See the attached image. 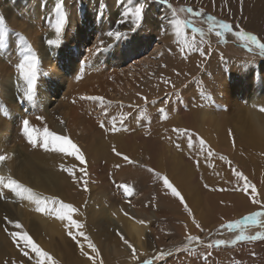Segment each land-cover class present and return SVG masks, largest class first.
I'll list each match as a JSON object with an SVG mask.
<instances>
[{
  "label": "rangeland",
  "instance_id": "rangeland-1",
  "mask_svg": "<svg viewBox=\"0 0 264 264\" xmlns=\"http://www.w3.org/2000/svg\"><path fill=\"white\" fill-rule=\"evenodd\" d=\"M206 1L209 2L168 0L166 4L163 0H64L65 25L57 37L53 25L57 20L54 9L58 0H0V16L10 29L0 47L3 91L0 132L6 134L11 130L9 141L2 145L12 151L15 159L12 178L32 189L36 198L56 197L77 209L72 218L84 225L82 231L99 250L97 264L100 260L103 264H138L146 259L154 260V264H264V239L232 244L241 230L220 229L221 224L261 210L237 190L243 181H237L232 168L256 186L259 198L264 201V112L259 110L264 107V56L254 46L252 51L246 50L231 33L225 32L221 40L215 31L208 32L207 23V16L211 15L218 22L239 23L246 31L264 39V8L258 6L264 0H252L250 9L256 13L242 17L234 11H224L219 4L236 7L245 5L244 0H210L209 9ZM138 3H144L145 9L137 32L119 42L108 37L109 30H128L129 23L119 21L127 9ZM189 7L196 11L203 8L204 15L194 17L181 11ZM172 20L192 21L182 33H188L186 37L191 35L190 41L179 36L181 41L173 34ZM257 23L259 26L255 27ZM193 27L204 31L207 43L200 44L198 33L195 39L207 54L202 57L199 49H186L187 60L191 59L188 62L178 46L193 40ZM48 39H57L58 43L48 45ZM101 40L113 48L97 55L90 53L89 49L94 51V45H99ZM29 45L40 62L31 100L25 98L27 84L19 78L16 67ZM81 61H86L83 69ZM10 74L16 76L14 86L7 83L2 86L1 79ZM48 80L52 84L51 93L47 92ZM164 80L171 83L165 84ZM82 96L102 97L103 101L82 100ZM209 96L211 101L207 99ZM41 101L48 102L50 112ZM15 106L20 112L12 119ZM161 108L165 109L167 119H161L158 111ZM124 114L128 115L121 131L105 132L99 127L100 121L110 127L108 120L114 117L119 122ZM25 117L34 118L35 123L31 124L36 125L35 130L41 128L36 133L42 131L44 135L45 129L57 132L78 146L87 161V191L82 181H74L68 172L61 170L63 164L79 177L82 165L75 156L58 152V158L45 163L38 156L43 154L42 147L27 145L28 150L22 149L23 138L16 130L22 132L23 120L30 123L31 119ZM173 128L189 129L202 139V136L212 138V142L203 140L214 156L206 159V151L200 154L198 139L189 149L187 138L178 136ZM38 136L40 139L41 134ZM43 139L44 136L38 143ZM113 146L135 163L128 164L115 156ZM220 156L230 160L231 165L220 160ZM116 164L120 167L116 168ZM149 168L154 171L149 172ZM156 174L166 176L181 192L191 216L181 204L170 205L173 196ZM122 184L133 189L130 196L118 187ZM205 184L210 187L205 188ZM9 215L7 219L18 221L21 231L31 235L58 264H91L81 255L80 246L67 235L64 227L67 221L36 212L33 201L5 189L0 195V229L6 236L9 235L4 229L9 228L5 226V217ZM126 217L130 221H143L140 224L145 229L141 255L130 263L124 259L122 248L131 254L132 250L117 235L119 232L135 246L123 225ZM193 219L203 231L196 228ZM259 219L264 224V216ZM242 231L253 236L264 232V227L247 225ZM188 235L198 236L203 243H189ZM78 239L84 250L91 252L83 237ZM217 239L228 243L214 246ZM11 244L15 254L11 255L8 249L10 252L5 257L9 262L17 258L18 264H34V260L20 256L18 247ZM6 259L3 264L8 262Z\"/></svg>",
  "mask_w": 264,
  "mask_h": 264
},
{
  "label": "snow or ice",
  "instance_id": "snow-or-ice-1",
  "mask_svg": "<svg viewBox=\"0 0 264 264\" xmlns=\"http://www.w3.org/2000/svg\"><path fill=\"white\" fill-rule=\"evenodd\" d=\"M164 3H168V0H163ZM171 8V5H169ZM145 9L144 3H138L137 6L134 8L127 9L122 15L123 18L119 21L121 24L129 23V27L127 31H112L109 30L106 35L113 40L119 42L121 40H125L129 37L131 33H136L138 28L140 27L142 20H143V12ZM55 12L57 14V20L56 23L53 25L55 33L57 37H60L62 33V29L65 25V10H64V0H58V2L55 4ZM181 11L187 12L189 15L194 17H201L204 15V10L201 8L199 11L194 10L193 8H182ZM173 15H175V9H172ZM191 20H172L171 23L174 26L175 29V35L181 36L183 33L184 27L191 23ZM207 23H208V32L211 33L215 31V35L220 38L221 40H224V33L228 32L231 33V35L240 42L243 47L248 50L252 51L254 46L256 49L259 50V54L261 56H264V39L258 37L257 35L246 31L243 27L239 25V23H236L235 25H231L228 22H218L217 19L214 16L208 15L207 16ZM10 31V29L7 28L4 18L0 16V47L4 45L5 37L7 33ZM193 33V40L191 42H185L181 47H179V53L184 59H187L186 49L191 50H197L199 49L200 56H205L207 53L202 49L199 48V45L196 42L195 34H199L200 36V44L207 43L206 40H204V31L200 28L193 27L192 28ZM21 39H24L22 36ZM48 45H56L58 43L57 39H48L46 41ZM113 47L112 44H108L107 46L104 45V41L101 40L99 42V45H94V51L93 49H89V52L93 55L100 54L101 52L106 51L108 48ZM26 54L23 57V60H21L17 65L19 78L26 82L27 89L25 92V98L28 100H31L33 98L34 89L37 85V76L39 72V60L36 56V54L33 52L31 46L29 45L26 49ZM171 51V50H170ZM86 63V61H81V67L83 69V65ZM166 67V65H165ZM177 76L180 75L179 72L176 73ZM165 84L171 83L168 80L163 81ZM173 88H175V85H172ZM142 99L146 98L141 97ZM82 100H91V101H103L102 97H96V96H82L80 97ZM209 101H211V97H207ZM75 103V101H73ZM109 105L112 102H108ZM155 103V101H153ZM129 107H132V105H129ZM260 111L264 112V107H261L259 109ZM105 113H107V108L104 109ZM161 114V119H167V116L164 114L165 109L161 108L158 110ZM128 114H124L119 122L116 121V119L113 117L112 119L108 120L107 125L105 121H100L99 127L103 129L105 132H119L123 128V122L125 119H127ZM37 119H41L40 117H37ZM172 131L176 133L178 136H182L187 138L188 147L189 149L194 147V140L198 139L201 152L200 154H203L204 151L207 152L206 159L212 158L214 156V152L210 148H206V143L202 138L198 137V134L193 133L189 129H181V128H173ZM22 132L23 135L27 138L28 143L36 148V147H42L46 151H55V152H61L66 153L68 156H75V159L79 161L80 165H82L79 168V173L81 174L79 177H77L74 174L73 169H69L65 167L63 164L60 166L61 170L68 172L70 176H72L74 181H82L84 190L87 191V184L88 181L86 177L88 176L87 172V161L85 155L82 153V151L78 148L76 144H74L68 137L57 135L54 132H50L47 129L44 130V139L42 143H38L32 135V132L29 130V121L23 120L22 121ZM229 135H232L231 132ZM177 148H180V144H176ZM233 147H235V142L233 141ZM112 152L115 156L121 157L125 162L128 164H134L135 161L131 160L127 155H123L121 152L117 151L116 147H112ZM11 159V157L7 154H0V163L5 162L6 160ZM220 160L225 161L229 165H231V161L228 160L225 156H220ZM116 168H119L120 165L116 164ZM234 175L237 177V181H243L242 187L238 188L237 190L242 191L246 196L249 197L250 202L254 205H259L261 210L256 211L254 213H250L246 216H244L242 219L236 220L234 222H228L226 224H221L220 229H228V230H241L239 235L235 236V239L231 241L232 244H235L236 242L240 241H246V240H257V239H264V232H257L253 236H246L244 232L242 231V228L247 225H256L258 227H264V224H261L260 217L264 216V201H262L259 198L258 190L254 184H252L246 176L242 174L239 170L232 168L231 169ZM149 172H153L154 170L149 168ZM158 179L162 180V184L165 189L169 190L171 195L179 200V203L184 207V210L191 216L192 211L189 208L188 204L186 203L184 197L182 196L181 192L178 191V189L169 181V179L164 176L161 177L159 174H156ZM123 190L124 195L130 196L133 192V189L129 187L126 184H122L118 186ZM205 188H209L210 186L205 184ZM7 189L11 193L15 194L17 197H21L23 199H27L29 201H33L35 203V211L39 213H47L49 215H54L58 220L60 221H67V223L64 225V227L67 229V235L75 241L79 246L81 250V255L86 257L89 261H91V264H97L98 258L100 257V252L97 249L96 245L90 240V238L85 235V233L82 231L84 225L79 223L77 220L72 218V214L77 211L71 204L64 203L60 199L56 197H43V198H36L35 193H33L32 189L25 187L23 184L18 182L17 180L13 179L11 176L3 177L0 176V195H3L4 190ZM215 191L216 189H211ZM223 190V189H220ZM5 220L8 224L13 225V230H9L7 228L4 229V231L11 237V240L13 244H15L20 251V254L27 258L29 261L34 260V264H58V262L53 258V256L43 250L37 243L33 241V239L30 237V235L26 231L22 230V225L18 221H11L8 220L7 217H5ZM140 223H143V221H140ZM193 223L195 224L196 228L201 229V226L195 222L193 219ZM187 227V226H185ZM73 229H76L77 231L74 232ZM117 235L120 237V239L123 241L125 245L129 249L132 250V259L137 260L138 254L136 252L135 247L132 243H130L125 237L120 234L119 232ZM78 237H83L84 241L87 242L88 248L91 250V252L85 251L83 244H81ZM187 241L189 243H195V244H201L203 243L198 236L188 235ZM228 241L217 239L214 241V246H222L227 244ZM22 244V246H21ZM209 247H212L213 244H209ZM157 256L155 259H158ZM7 264V262H5ZM12 264H16L15 261L12 262ZM99 264H103V261L100 260ZM138 264H154V260L152 259H146L143 261H139Z\"/></svg>",
  "mask_w": 264,
  "mask_h": 264
},
{
  "label": "bare ground",
  "instance_id": "bare-ground-1",
  "mask_svg": "<svg viewBox=\"0 0 264 264\" xmlns=\"http://www.w3.org/2000/svg\"><path fill=\"white\" fill-rule=\"evenodd\" d=\"M118 1V0H117ZM144 1H146V0H144ZM219 1V0H218ZM252 0H244V3H245V5H242V4H239V5H237L236 7H233V6H231V5H224V4H219V6L225 11V10H231V11H234V12H236L237 13V15H240V17H242V15H245V14H249V13H256L255 11H253L252 9H250L251 8V2ZM113 2V1H112ZM209 2H210V0H209ZM209 2L208 1H206L205 2V6L209 9V8H211L210 6H209ZM201 6H202V4H200ZM238 6H240V8L238 7ZM258 6H260V7H263L264 8V2H260V3H258ZM150 7V6H149ZM148 7V8H149ZM76 10V9H75ZM229 16H232V15H229ZM147 17H149V16H147ZM146 17V18H147ZM145 18V19H146ZM76 20V19H75ZM97 21V20H96ZM105 20H103L102 21V24H104L105 22H104ZM101 23V22H100ZM97 25V24H96ZM106 25V24H105ZM259 26V23H257V24H255V27H258ZM97 28V27H96ZM173 34H175V31L173 32ZM186 34H188V33H185V35ZM185 35H181L180 36V38L183 40V39H185V41H187V37L189 38L188 40L190 41V38L192 37L191 35H188L187 37L185 36ZM135 37V36H134ZM139 38V37H138ZM177 38H179L178 36H177ZM179 38V39H180ZM180 39V40H181ZM192 39V38H191ZM181 40V41H182ZM135 42V41H134ZM181 43H183V42H181ZM126 44V43H125ZM131 44H133V43H131ZM184 44V43H183ZM169 46H170V44H169ZM182 46V45H181ZM180 46V47H181ZM177 47V46H176ZM113 48V47H112ZM174 48V47H173ZM119 49H122L121 47L120 48H118V50ZM178 49H179V46H178ZM187 50H189V49H187ZM187 50H186V52H187ZM187 54V56H188V52L186 53ZM189 54H190V51H189ZM197 54V53H196ZM74 56V55H73ZM180 58V57H179ZM189 57H187V59H188ZM183 59V58H182ZM186 59V60H187ZM191 60V59H190ZM189 60V61H190ZM201 60V59H200ZM188 61V60H187ZM188 61V62H189ZM188 62H185L184 64H186V63H188ZM179 63V62H178ZM46 65V64H45ZM172 66V65H171ZM173 68H174V65H173ZM186 68V67H185ZM178 69H179V67H178ZM179 70H181V69H179ZM173 73V72H172ZM182 73H184V72H182ZM174 74H176V72L175 73H173V75ZM186 75V74H185ZM3 76V75H2ZM14 79H16V76H12V74H10V75H6L3 79H1L2 80V86L4 85V83H7V84H9L10 86H14V84H13V80ZM84 84H79V87H81V86H83ZM84 86H86V85H84ZM263 87H264V85H263ZM50 88H52V84H51V80H48L47 81V89H48V93H51L53 90L51 89L50 90ZM86 88V87H85ZM85 88H83V89H85ZM82 89V88H81ZM0 93H3V91H2V89H0ZM40 93H43L41 90H40ZM252 102H253V100H252ZM41 105H43L44 107L46 106V108H47V110H49V112L51 111V109H50V107H49V104H48V102H44V101H41V103H40ZM0 108H2V105H0ZM20 108H18L17 106H15V107H13V112H14V115L12 116V119L15 117V115H17V113L18 112H20V110H19ZM52 109H54V107L52 108ZM22 114V113H21ZM42 114V113H41ZM20 115V114H19ZM21 117V119H22V115H20ZM18 118V117H17ZM26 118V117H25ZM26 119H31V118H26ZM36 120V119H35ZM32 122H34V118H32L31 120H30V123H29V130L32 132V135H33V138L38 142L44 135H43V132L42 131H40L39 132V134H41V137H40V139H39V134L38 133H36V132H38L39 131V129H41V128H39L38 129V131L37 130H35L34 129V126H36V125H32L31 123ZM12 123H14V121H12ZM35 123V122H34ZM203 122H202V125H201V127H200V129L202 130L203 129ZM31 126V127H30ZM37 127H39V126H37ZM6 128V127H5ZM13 129V128H12ZM34 129V130H33ZM6 130H8V128H6ZM5 131V130H4ZM10 131L11 130H8V132L6 133V134H1V132H0V138L2 139V141L0 140V154H7V155H9L10 157H11V159H9V160H6L5 162H3V163H0V176H3V177H8V176H11V177H13L14 176V174H15V172L14 171H16V168H15V166H14V163H15V159H14V157H13V155H12V151L8 148V150H5L4 148H3V145H2V143L3 142H5V141H9V137H10ZM12 132H14V130L12 131ZM16 132L18 133V136L19 137H21V138H23L22 139V141L21 142H23V146H22V149H27L28 150V146L27 145H30L29 143H28V141H27V138L23 135V132H20V131H18V130H16ZM16 133V134H17ZM16 134H14V136H16ZM55 134H58L57 132H55ZM12 137L13 136H11V138H10V140L12 139ZM203 137V139H206V140H208V141H210V142H212L213 141V139L211 138V140H209L210 139V137H204V136H202ZM14 139V138H13ZM41 141V140H40ZM5 143H7V142H5ZM40 143H42V142H40ZM25 147V148H24ZM42 149V151H43V154H39L38 153V156H40L41 157V159H42V161L43 162H45V163H49L51 160H54V159H56V158H58V152H55V151H46V150H44L43 148H41ZM3 150V151H2ZM138 160V159H137ZM14 168V169H13ZM37 183V182H36ZM36 188V187H35ZM5 191V190H4ZM4 193V192H3ZM183 196V195H182ZM169 200V199H168ZM164 202H166L167 203V201L166 200H164ZM173 203V204H172ZM170 205H173V206H178V205H180V203H179V200L177 199V198H175V197H173L172 199H171V204ZM9 207V206H8ZM5 211L8 213V210H6L5 209ZM136 211V210H135ZM136 212H138L139 213V211H136ZM11 213V212H10ZM125 214H127V215H130V213L129 212H125ZM5 215V214H4ZM10 217V215L7 217V218H9ZM128 218H130V217H126V218H124L123 219V225H124V227H125V231H126V234H127V236L135 243V249H136V252H137V254H138V256L139 255H141V245H143V240L144 239H142L143 238V233H144V228L142 227V225L138 222V221H130ZM2 220V219H1ZM20 220H22V217H21V219ZM19 220V221H20ZM3 221V220H2ZM11 221H14V219H12V217H11ZM21 222V221H20ZM2 223V222H1ZM175 223V222H174ZM1 226V225H0ZM3 226H4V223H3ZM5 226L6 227H8L9 228V230L11 231V230H13V226L11 225V224H8V223H5ZM27 227V224H25V228ZM5 232V231H4ZM30 237H31V235H30ZM9 236H6V234H4L3 233V230H1L0 229V264H3L2 262H4L3 260H5L6 259V257H5V255H7L10 251H8V249H10L11 250V255L12 254H15V252H13L15 249H13L14 247H12V241L11 240H9ZM11 242V243H10ZM15 245V244H14ZM22 245V244H21ZM16 246V245H15ZM17 247V246H16ZM12 248V249H11ZM19 249V248H18ZM123 249V252H122V254H125V256H124V259L126 260V261H128L129 263L130 262H133L134 260L132 259V254L131 253H129V252H127L126 251V249L125 248H122ZM13 250V251H12ZM17 250V249H16ZM8 251V252H7ZM19 251V250H18ZM17 251V252H18ZM117 252H121L120 250L119 251H117ZM7 253V254H6ZM17 256H19V254L17 255ZM20 256H22L21 254H20ZM20 256H19V258H20ZM13 257V256H12ZM22 259V258H21ZM259 259V258H258ZM8 262H9V260H8V258L6 259ZM13 261H15L16 262V264H18V259L17 258H15L14 260H11L9 263L7 262V264H12V262ZM20 262V261H19ZM237 264V263H236Z\"/></svg>",
  "mask_w": 264,
  "mask_h": 264
}]
</instances>
